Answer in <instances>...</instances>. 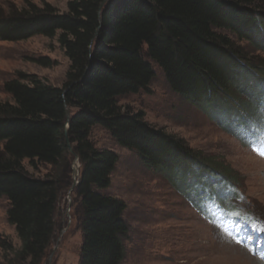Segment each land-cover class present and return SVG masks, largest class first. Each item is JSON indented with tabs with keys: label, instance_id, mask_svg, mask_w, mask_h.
Returning a JSON list of instances; mask_svg holds the SVG:
<instances>
[{
	"label": "trees",
	"instance_id": "obj_1",
	"mask_svg": "<svg viewBox=\"0 0 264 264\" xmlns=\"http://www.w3.org/2000/svg\"><path fill=\"white\" fill-rule=\"evenodd\" d=\"M36 36L57 38L69 66L61 87L22 73L3 84L10 101L0 102V199L8 201L7 223L21 243L19 262L42 264L60 229V202L73 183L64 137L71 111L68 138L81 163L72 190L82 232L77 264H121L129 232L126 204L106 193L118 156L93 146L94 127L137 153L183 197L237 186L223 167L206 166L184 141L152 127L141 111L123 110L117 99L148 92L155 66L174 94L233 135L264 97V60L251 58L264 53V0H70L66 12L25 1L0 12L1 42ZM32 62L51 66L48 59ZM234 92L246 100L236 101ZM24 161L52 173L34 178Z\"/></svg>",
	"mask_w": 264,
	"mask_h": 264
},
{
	"label": "rangeland",
	"instance_id": "obj_2",
	"mask_svg": "<svg viewBox=\"0 0 264 264\" xmlns=\"http://www.w3.org/2000/svg\"><path fill=\"white\" fill-rule=\"evenodd\" d=\"M25 1L37 5L48 3L60 12H66L70 0H0V12L20 8ZM238 46L242 47L243 43ZM252 55L251 58L264 60V53ZM40 58L48 59L51 66L44 68L32 62ZM68 66L57 38L36 36L17 43L0 41V102L10 101L3 84L17 79L19 73L35 75L51 86L61 87ZM153 69L155 77L148 92L119 97L118 105L123 110L141 111L148 124L184 141L199 154L206 166L223 167L225 174L236 179V188L243 199L239 196L237 200L236 219L220 214L214 215L211 221L201 218L187 199L171 187L170 181L142 164L137 153L119 147L104 129L92 128L89 140L93 146L111 150L118 156L106 193L122 200L127 207L125 221L129 232L121 264H264L260 255L233 243L238 241V234L246 231H257L264 236V155H260L255 144L245 148L206 112L174 94L163 73L155 66ZM235 92L231 95L236 101L245 99V95L236 96ZM236 104L231 101V108L237 109ZM70 147L73 149L72 144ZM66 159L69 171L77 167L80 172L81 163L69 150ZM23 167L30 176L38 179L52 173L49 166L31 168L27 161L23 162ZM64 176L69 177L68 172ZM72 195L71 188L62 195L57 217L61 226L42 264L78 263L82 232L74 215ZM8 208V201L1 198L0 263L23 264L15 257L21 243L14 227L7 223ZM245 216L252 217L250 223L241 222ZM3 243L10 245L13 251L4 250Z\"/></svg>",
	"mask_w": 264,
	"mask_h": 264
},
{
	"label": "water",
	"instance_id": "obj_3",
	"mask_svg": "<svg viewBox=\"0 0 264 264\" xmlns=\"http://www.w3.org/2000/svg\"><path fill=\"white\" fill-rule=\"evenodd\" d=\"M69 119L70 116L67 114V122L65 125V129H64V137H65V144L68 148V150L70 151V154L75 158L78 159V157L76 156V154L74 153L73 149H71L70 145V141L68 138V125H69ZM80 172L77 170H75L74 168H72V176H73V183L71 186V191L74 189V187L78 184V178H79Z\"/></svg>",
	"mask_w": 264,
	"mask_h": 264
},
{
	"label": "snow or ice",
	"instance_id": "obj_4",
	"mask_svg": "<svg viewBox=\"0 0 264 264\" xmlns=\"http://www.w3.org/2000/svg\"><path fill=\"white\" fill-rule=\"evenodd\" d=\"M260 155H264V153H260Z\"/></svg>",
	"mask_w": 264,
	"mask_h": 264
},
{
	"label": "bare ground",
	"instance_id": "obj_5",
	"mask_svg": "<svg viewBox=\"0 0 264 264\" xmlns=\"http://www.w3.org/2000/svg\"><path fill=\"white\" fill-rule=\"evenodd\" d=\"M75 170L77 171V167H75Z\"/></svg>",
	"mask_w": 264,
	"mask_h": 264
}]
</instances>
